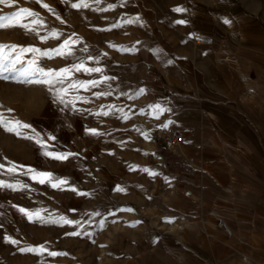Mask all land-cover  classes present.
<instances>
[{"label":"rangeland","instance_id":"374dc122","mask_svg":"<svg viewBox=\"0 0 264 264\" xmlns=\"http://www.w3.org/2000/svg\"><path fill=\"white\" fill-rule=\"evenodd\" d=\"M254 2L264 15V0ZM165 8L166 0L0 3V16L36 14L22 19L27 28L0 29V45L17 46L4 55L20 56L0 78V116L29 126H0V182L15 186H0V264H223L228 257L199 253L207 229L197 227V176L169 167L171 150L156 130L166 125L150 119V94L162 81L151 59L166 40L150 16ZM21 48L40 51L21 55ZM61 69L71 71L44 75ZM37 173L51 177L41 183ZM58 181L66 183L53 187Z\"/></svg>","mask_w":264,"mask_h":264},{"label":"crops","instance_id":"0c3cea01","mask_svg":"<svg viewBox=\"0 0 264 264\" xmlns=\"http://www.w3.org/2000/svg\"><path fill=\"white\" fill-rule=\"evenodd\" d=\"M165 9L150 16L166 40L153 50L162 81L148 108L184 136L167 164L197 176V227L207 229L198 251L264 264V15L254 0H166ZM201 36L212 43L195 44Z\"/></svg>","mask_w":264,"mask_h":264},{"label":"snow or ice","instance_id":"6c2138e0","mask_svg":"<svg viewBox=\"0 0 264 264\" xmlns=\"http://www.w3.org/2000/svg\"><path fill=\"white\" fill-rule=\"evenodd\" d=\"M0 3H4V4H11L12 0H0ZM44 7H48L47 5H43ZM84 6L86 7V4H73L72 7L74 8H78ZM50 10V9H49ZM177 12H181L183 11V9L181 8H176L174 9ZM36 14L34 12H32L29 9H20L19 11L15 12L12 15H6V16H0V29L3 28H8V27H23V28H27L28 25L23 24L21 21L24 17L27 16H35ZM131 22V21H130ZM33 23H37V21H33ZM177 23H184V21H177ZM225 23H228V21H225ZM53 35H56L55 33H53ZM68 41H65V47L68 45ZM16 45H0V78L3 79H8L7 76H5L4 74L6 72H11L13 71V67L16 63L20 62V56H16L14 60H10L8 56L4 55V49H9L10 51H14L16 49ZM26 51H40L39 49H33V48H28V49H24L21 48L20 49V53L21 55L26 52ZM42 55H47V53H41ZM7 61V63L5 62ZM76 70L79 71L81 66L77 65L75 66ZM42 73L44 72V70H40ZM71 71V69H61L59 72H54L52 70H50L47 73H44V75L46 76H54V75H61V74H65L67 72ZM91 71H99V69H91ZM28 72V69H24L23 72H21V75H24ZM28 82H32V81H28ZM37 82H41V83H51L50 80L48 81H37ZM94 83V82H93ZM83 86V85H81ZM155 108H159V105L153 106ZM0 126H4L5 130L7 131H16V128L19 127H29L28 125H21L19 121H15V122H5L3 117L0 116ZM94 131V130H93ZM17 135H19V132L17 131ZM30 138V137H29ZM37 143H41L39 140H37ZM47 155H54V158L56 159H64L66 158L65 155H55L53 153H46ZM0 167H3L2 165H0ZM9 171H15V166H13L12 168L9 169ZM36 176L42 177L44 179H41L40 182L44 183L45 179L50 178L51 174L50 173H37ZM36 176H34L33 178L35 179ZM66 183V181H58L57 183H54L52 186L53 187H57L58 184H63ZM0 186L2 187H8V188H14V185L11 184H4L3 182H0ZM20 211L24 212L26 210L24 209H20ZM29 218H31V214H29ZM62 220H64V218H61ZM65 223H72V221H67L64 220ZM12 243H16V241H12ZM30 251H39L42 250V246L41 249H29ZM52 255H56V253H52Z\"/></svg>","mask_w":264,"mask_h":264},{"label":"built area","instance_id":"2783aa9c","mask_svg":"<svg viewBox=\"0 0 264 264\" xmlns=\"http://www.w3.org/2000/svg\"><path fill=\"white\" fill-rule=\"evenodd\" d=\"M202 42L212 43V39L206 37H198L195 40V44H200ZM156 130L159 142H161L166 149L174 150L184 141V136L182 135V133L174 127L159 126ZM186 194L190 195L191 190H187ZM217 226L223 229L228 234H231V229L224 220H218Z\"/></svg>","mask_w":264,"mask_h":264}]
</instances>
